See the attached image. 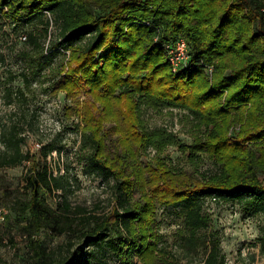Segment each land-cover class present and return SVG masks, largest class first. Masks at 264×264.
Listing matches in <instances>:
<instances>
[{"label": "trees", "instance_id": "16d2710c", "mask_svg": "<svg viewBox=\"0 0 264 264\" xmlns=\"http://www.w3.org/2000/svg\"><path fill=\"white\" fill-rule=\"evenodd\" d=\"M0 18L10 21L15 30L39 22L37 33L29 31L25 39L37 51H44L51 24L57 25V37L46 48L47 54L41 55L45 64L74 46L80 50L76 66L64 73L61 86L71 85V94L72 77L85 80L98 101V107L90 104L81 113L82 140L91 151L87 164L116 180L122 207L85 223L90 217L78 221L66 198L50 203L49 195L60 190L65 197L70 186L67 175L55 174L45 161L58 147L53 142L45 145L43 160L23 150V133L31 120L6 125L0 135V168L29 163L22 192L10 200L9 207L23 224L37 264H104L90 249L104 244L126 262L137 255L145 264H157L163 250L153 230L156 200L182 213L183 247L191 253L204 249L198 264H228L220 235L204 232L211 223L204 199H237L246 212L264 214V0H0ZM180 38L188 42L190 59L187 66L174 70L167 46ZM211 65L210 83L204 71ZM23 79L29 84L25 73ZM142 105L181 106L199 116L206 139L196 135L181 148L195 158L201 153L213 157L219 171L188 184L164 165L140 168L136 177L144 199L132 203L135 182L117 167L119 157L110 159L106 154L105 123H114L121 144L133 153L134 145L162 150L176 141L164 128L145 129ZM233 110L239 111L237 118ZM237 121L241 123L237 138L257 143L256 152L230 141L229 128ZM114 229L118 235L110 238ZM42 232L51 236L80 232L82 240L72 260L53 259ZM259 240L264 253V228Z\"/></svg>", "mask_w": 264, "mask_h": 264}, {"label": "rangeland", "instance_id": "374dc122", "mask_svg": "<svg viewBox=\"0 0 264 264\" xmlns=\"http://www.w3.org/2000/svg\"><path fill=\"white\" fill-rule=\"evenodd\" d=\"M38 27H41V24L34 22L15 30L10 21L0 18V135L5 126L13 121L25 118L31 120V125H26L23 133V150L44 160L43 147L53 142L58 148L49 152L45 161L55 174L64 173L70 181L65 197L59 190L49 195V202L56 205L66 198L78 221L84 217H90L85 223L102 219L115 207L119 210H122V207L117 198L116 180L103 177L99 172L91 170L87 164L91 151L84 146L82 140L81 131L85 122L81 113L84 114L90 104L98 107V101L89 91L85 80L79 81L75 76L72 77L75 84L71 94H68V87L71 85L61 86L64 73L76 66L80 55L76 46L57 54L49 65L41 58V55L46 53V48L57 37L56 24H51L52 35L44 41V51L34 50L27 40L21 38L28 35L29 31L37 33ZM78 44L84 45L85 42ZM73 53H76L75 57ZM23 73L28 75L29 84L24 81ZM213 73V65L205 68L204 77L210 83ZM226 95L227 92L224 93L223 100ZM141 110L145 129L151 131L164 128L176 141L167 143L162 150H158L154 145L147 149H136L137 146L134 145L133 153L121 144V135L113 131L114 123H105L103 132L106 137V154L110 159L119 157L120 159L116 160L117 167L124 169L135 182L132 203L144 199V191L136 177L140 168L164 165L188 184H196L219 171V164L213 157L201 153L195 158L189 150L181 148V144L190 145L196 135L206 139V126H200L199 116L187 108L172 105L155 108L142 105ZM232 113L233 118L240 115L237 110ZM234 125L230 126L228 131L230 141L239 142L244 149L256 152L257 143L239 141L237 138L241 123L237 121ZM37 142L41 145L39 148L36 147ZM27 165L28 162L26 165L0 168V264H37L23 224L15 219L9 207L10 200L22 192ZM144 175L150 180V172L147 171ZM147 189L151 194L149 185ZM204 200V212L211 216L210 226L204 232L220 235L221 247L228 264H264V253L261 251L259 240L264 228V214L246 212L237 199H215L207 196ZM156 203L153 230L163 250L162 259L158 258L157 264L200 263L205 256L203 247L192 253L183 247L182 213L172 206H166L160 200H156ZM2 216L5 218L2 219ZM118 232L117 229L112 230L110 238H116ZM79 233L51 236L42 232L40 237L46 239L53 259L66 257L71 261V254L77 250L82 240L79 239ZM90 249H95L98 260L102 259L104 264H145L137 255L129 262L124 261L109 244Z\"/></svg>", "mask_w": 264, "mask_h": 264}, {"label": "built area", "instance_id": "2783aa9c", "mask_svg": "<svg viewBox=\"0 0 264 264\" xmlns=\"http://www.w3.org/2000/svg\"><path fill=\"white\" fill-rule=\"evenodd\" d=\"M21 38L25 40L26 36ZM167 57L174 70L187 66L190 59L189 45L187 40L185 38H180L174 45L167 46ZM40 146V143L37 142L36 147L39 148ZM4 218L5 216H2V219Z\"/></svg>", "mask_w": 264, "mask_h": 264}]
</instances>
